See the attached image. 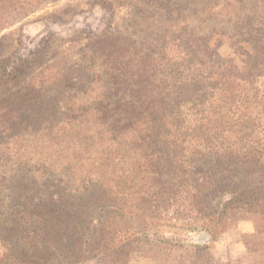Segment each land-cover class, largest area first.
Wrapping results in <instances>:
<instances>
[{
  "label": "trees",
  "instance_id": "trees-1",
  "mask_svg": "<svg viewBox=\"0 0 264 264\" xmlns=\"http://www.w3.org/2000/svg\"><path fill=\"white\" fill-rule=\"evenodd\" d=\"M50 1L0 0V34ZM156 2L147 38L109 30L48 80L29 71L49 44L0 58L2 140L39 150L2 156L0 264H125L264 218V0Z\"/></svg>",
  "mask_w": 264,
  "mask_h": 264
},
{
  "label": "rangeland",
  "instance_id": "rangeland-1",
  "mask_svg": "<svg viewBox=\"0 0 264 264\" xmlns=\"http://www.w3.org/2000/svg\"><path fill=\"white\" fill-rule=\"evenodd\" d=\"M156 4V0H129L121 10L111 12L95 0L50 1L0 34V58L9 57L18 62L20 57H28L36 48L49 44L47 63L36 65L29 71L48 80L55 69L80 62L85 46L109 30H117L138 41L147 38L144 27L151 20L150 12L156 10ZM53 91H49L45 102H54ZM3 137L6 135H0V171L9 169L8 161L2 157L7 153L25 155L31 163L35 162L37 154L34 153L39 150L28 145V140L5 142ZM6 192L0 196V217L5 213L2 196ZM257 229H264V218L238 215L229 223L218 226L216 233L200 229L185 234L186 242L173 246L171 250L167 247L134 246L125 264H253L264 260V240L250 250L247 248ZM81 264L112 263L103 256Z\"/></svg>",
  "mask_w": 264,
  "mask_h": 264
}]
</instances>
